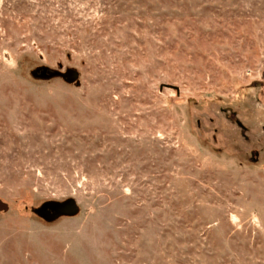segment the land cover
<instances>
[{
  "label": "rangeland",
  "instance_id": "rangeland-1",
  "mask_svg": "<svg viewBox=\"0 0 264 264\" xmlns=\"http://www.w3.org/2000/svg\"><path fill=\"white\" fill-rule=\"evenodd\" d=\"M0 264H264V0H0Z\"/></svg>",
  "mask_w": 264,
  "mask_h": 264
},
{
  "label": "water",
  "instance_id": "water-1",
  "mask_svg": "<svg viewBox=\"0 0 264 264\" xmlns=\"http://www.w3.org/2000/svg\"><path fill=\"white\" fill-rule=\"evenodd\" d=\"M52 74V73H50ZM67 80H73L76 73L68 70L63 74ZM78 211V207L72 198H67L63 201H47L44 202L38 209L37 215L45 220H53L61 215H73Z\"/></svg>",
  "mask_w": 264,
  "mask_h": 264
}]
</instances>
